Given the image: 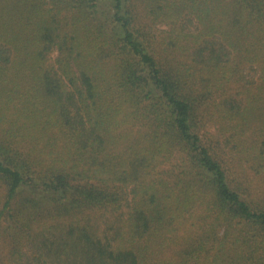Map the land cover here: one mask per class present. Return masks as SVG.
Wrapping results in <instances>:
<instances>
[{
  "label": "trees",
  "instance_id": "16d2710c",
  "mask_svg": "<svg viewBox=\"0 0 264 264\" xmlns=\"http://www.w3.org/2000/svg\"><path fill=\"white\" fill-rule=\"evenodd\" d=\"M0 264H264V0H0Z\"/></svg>",
  "mask_w": 264,
  "mask_h": 264
}]
</instances>
